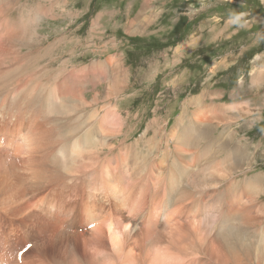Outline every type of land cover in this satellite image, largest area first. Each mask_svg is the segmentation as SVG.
<instances>
[{"label": "rangeland", "instance_id": "rangeland-1", "mask_svg": "<svg viewBox=\"0 0 264 264\" xmlns=\"http://www.w3.org/2000/svg\"><path fill=\"white\" fill-rule=\"evenodd\" d=\"M146 1L10 0L11 5L7 7H5L6 1L4 2L6 17L2 16V23L8 19L12 24L15 45L20 47L19 57H22L19 58V63L13 66L15 61L8 59L0 47V56L2 55L0 62L4 69L0 70V90L3 88L7 90L4 89L5 92L1 90L3 93L0 92V95L8 96L23 86L21 88L24 91L28 89L26 94H28L27 101L30 99L31 102V113L44 111L46 107L44 104L47 103L48 95L52 93L61 95L62 99H69L68 102L71 99L74 106L73 114L76 112L73 116L79 119L73 123L74 128H69L64 121L60 122V126L66 129L65 133L76 129L73 137L68 140L66 145V147L69 145L68 149L73 146L74 141L80 138L85 139L86 128L95 123L100 133L111 136V144L126 143L123 146L128 147L136 143L141 144L137 148L132 147L136 150L131 158L128 156L130 161L128 160L129 164L126 163L125 173L127 174H124V177L131 176L129 174L134 172L133 163L142 165L146 161L147 166L145 163L143 165L147 167L145 171L149 172V175L146 172L143 173V176L147 175L144 179L148 180V189L145 191L124 187L122 193H117L108 180L103 178L106 172L103 168L106 159L104 161L101 158L96 159L95 150L72 153L75 154V158H72L74 163L72 162L71 165L65 163L64 166L65 160L61 163L63 175L67 178L71 177L72 169H76V173H79L76 176L81 175L83 178L80 183L78 181L75 183H78L77 185L72 183L71 186L67 181L66 185L50 186L45 190L49 193L45 194L46 197L43 196V199L40 194L31 193L27 202L22 203L24 207L26 205L28 214L21 217L0 218L1 262L5 258L9 261L6 264H99V262L112 264L113 260L119 261L126 254V251L118 252L116 248L117 242L123 243L125 236L131 232L130 214L140 217L141 225L151 230L153 235L149 233V238L157 237L160 232L168 237L178 235L177 240H172V243L178 245L169 247L172 261L183 259V262H193V259L199 256L192 249L196 242L192 244L189 239L184 241V237H191V235L184 233L181 229V225L186 220L184 206L190 202H181L177 205L178 207L172 208L177 196L173 193V200L170 197L173 204L170 202L166 205L167 195L161 192L163 188L156 187L155 180L151 178L155 175V170L154 173L150 171V169H156L153 167L155 162L160 160L166 146L171 142L166 138L167 134L173 130L181 116L184 104L192 98L205 95L207 96L204 97L206 105L215 107L220 104L235 105L238 107L237 110L245 106L246 110L252 111L251 116L249 114L248 117L244 116L239 122L233 123V129L238 132L239 138L243 141L249 139L248 141L255 145L260 144L261 148L255 155L254 166L250 173L239 172L235 174V177L239 175L240 181V177L244 175L264 173V0H152L154 4L149 5L152 8L144 11ZM144 12L146 15L154 16L137 21L138 16ZM24 16L27 18L28 26L21 33ZM148 20L153 22L146 25L141 33H131L130 28L135 21L142 25ZM26 34L28 37L25 36ZM27 38L29 41L25 42ZM113 61V75L119 71L128 72L123 88L127 84L128 87L124 93L119 91L118 94H110L107 97L110 85L108 80H104L103 74L109 71L107 63L110 65ZM116 62L121 64V68ZM7 67L13 68L14 72L10 69L12 74L9 73ZM258 74H261L260 78ZM5 75L13 79L12 85L7 83ZM95 98L96 103L93 102ZM5 102L3 105L8 115L13 114L14 110L16 114L18 113L17 115L23 113V107ZM248 105L249 109H247ZM66 107L63 105L59 108L63 110L60 111L62 114L59 117L65 115L68 110L72 111L70 104ZM257 109L261 111L257 112ZM239 112L236 115H239ZM7 113L6 116H8ZM89 116L90 120H88ZM11 124L7 123L8 130L12 127ZM118 129L120 133L117 132ZM154 136L155 140H152ZM5 139V136L0 137L1 142ZM122 139L127 140L117 143ZM150 139L155 146L153 148L149 145L147 147L146 141ZM15 141L11 149L6 145L0 146V170L10 172L8 181L11 184L13 172L17 171V176L25 175V171L20 170L24 165L22 157L24 152L20 149L21 139L18 137ZM116 145L117 149L114 153L110 154L105 148L106 154L103 156L106 158L110 155L107 159H110L112 164V172L120 169L119 165L115 164L118 159L116 154L124 153L122 146ZM138 150L139 153H137ZM254 151V148L250 149L251 153ZM216 152L217 149H214L213 154ZM86 157L90 159L84 160ZM130 164L131 171L128 168ZM202 164L204 166L205 162ZM149 166H151L150 169ZM81 168L86 170L82 171ZM204 172L202 173L204 178L201 174V181L218 179L215 176L212 179L211 171L206 172L205 167ZM86 178L91 179L93 185L90 187L87 185L88 187L85 188L80 184ZM129 183L132 182L129 181ZM226 183L227 181L219 186L220 188L212 189L214 191L211 190V192L223 190ZM107 187L109 189H106ZM239 187L244 190L242 186ZM175 188L178 192L185 189L181 184ZM22 195L25 196L23 191ZM213 197L206 199L205 208L199 217L205 224L202 220L199 222L207 224V227L218 222L227 210V205L225 203L222 205L223 199L217 202V196L214 197L215 199ZM237 197L241 198L240 193ZM262 200L264 201V196ZM49 201L54 202L61 210H64L62 207L68 208L77 220L78 229L74 228L76 238L74 252L63 249L66 244L58 248L56 240L55 243L54 240L52 241L61 226L55 228V225L46 221L47 218L41 214L47 215L52 220L63 219L64 223L66 218L59 217L56 211L53 212L52 217L50 214L41 212L38 204L42 203L45 206ZM114 202H120L121 206H124V217H120L117 209H114L117 208ZM139 202L141 203L138 204ZM102 205H105L106 212L95 211L96 216L99 220L102 216L103 219L107 217V223L103 226V232L99 233L93 224L87 227L89 222L85 220V217ZM178 211L180 214L182 211L183 214L178 215ZM142 214L147 216L144 221L141 220ZM44 224L47 226L43 227ZM54 224L59 225V223ZM206 229L208 228H204L203 231ZM206 234L203 233V235ZM92 237H97L100 241L93 242ZM63 242H65L64 239ZM202 244L205 245L206 242ZM25 245L27 246L24 247ZM72 245L69 243L68 247ZM156 250L150 253L151 264H155L158 257L161 258ZM180 253L183 255L182 258ZM131 255L137 259L141 257H137L139 255L137 249L131 252ZM144 262L141 260L142 264H146ZM178 263L181 262L174 264ZM254 263L256 264L255 260Z\"/></svg>", "mask_w": 264, "mask_h": 264}, {"label": "bare ground", "instance_id": "bare-ground-1", "mask_svg": "<svg viewBox=\"0 0 264 264\" xmlns=\"http://www.w3.org/2000/svg\"><path fill=\"white\" fill-rule=\"evenodd\" d=\"M0 1H2L0 2V23H2V16L6 17V11L4 10V6L6 5L5 7H7V5H11V3L10 0H0ZM5 1L6 4L4 5ZM151 4H154L153 1L147 0L145 3L146 7L144 8V11L150 8L149 5ZM152 16L154 15H146L144 12L142 15L138 16L137 21ZM37 17L39 18V15H37ZM24 19L25 20L23 21V24L21 23V29H22L21 33H23V30H25L26 27L28 26V24H26L27 18L25 17ZM137 21H135V24L131 25L130 28L131 33L134 34L141 33L142 29L144 30L146 25L153 22V20H148L141 25ZM11 29H12V24L8 21V19L7 20L5 19V21L2 23L0 28V47L3 49L4 52L3 54H6L8 59H10L11 61H15L14 64L12 62L14 66L19 63L18 60L22 56L19 57L21 49L20 47H17V45H15V38L12 35ZM8 32L9 35L7 36ZM25 36L28 37L27 34ZM28 41L29 40L27 38V41L25 42ZM1 59L3 60V58ZM107 64L106 65L108 66L109 71L103 74V76L105 77L104 80L105 81L108 80L110 85L108 89L107 97H109L110 94L116 95L119 93V91H122V93H124L128 87L127 84L125 88H123V86L126 83V76H128V72L119 71L116 72L115 75H113L114 71H112L113 68L112 65L114 64V61L110 62V65L109 63ZM116 64L118 65L119 68H121V64L119 62H116ZM2 69H3L2 62H0V70ZM10 69L8 68L7 70L8 72L10 71L9 73L12 74V70ZM261 71L263 73V69ZM260 75L258 78H260ZM5 76H7V83L9 85H12L14 83L13 79H9L8 75ZM21 87L18 88L12 94L10 93L8 96L3 97L2 95H0V105H1L0 106V137L3 136L6 137L5 141L1 142L0 140V146L6 145L8 148L11 149L13 148L16 142L15 141L16 138L19 137L21 139L20 149H23L22 152H24V156H22L24 159V165L21 166L20 170L22 172L25 171V175L22 176H17V171L13 172V183L11 184L10 181H8L10 172L8 170L7 171L0 170V218L1 217L12 218L17 216L21 217L24 214H28L29 212L26 208V205L24 207L22 203H24L25 201L27 202L28 196L32 195L31 193H33L34 195L40 194L43 199V196L49 193V191H45V190L50 186H61L62 184L66 185L67 181L70 182L71 186L72 183L75 184L78 181L80 183V180L83 178L81 175L76 176V174H79L76 173L77 171L76 169H72V174L70 175L71 177L67 178L65 175H63L64 171L62 170L61 163L63 162V160H65L63 166L65 163L66 165L67 164L71 165L72 162L73 163L75 162L74 160H72V158H75L74 157L75 154L72 153H75L76 151L79 152L81 150H83V152L84 150L85 151L89 150V152L95 150L94 155L96 156V159L101 158L103 159V161L106 159L103 167L105 168L106 172H104L103 178L105 180H108L112 189L116 190L117 193H122L124 187H127L129 189L132 188V190L138 189L139 191L140 190L145 191L146 189H148V180L144 179L145 176L147 178V175H149V172H146L147 171L146 160H145L146 162H143L144 160L142 161L143 163L141 162L142 165H139L138 163H133L134 172L132 174L129 172L130 173L129 175L131 176L124 177V174H127L125 173L126 163H128L129 157L131 158V155L132 154L134 155V152L139 144L138 145L137 143L134 144L136 148H132L134 146H129V147L123 146L126 143L122 145L120 144L116 145L115 142L116 146H122L121 149L123 150L124 153L116 154L118 159L116 160L115 164H118L120 169L117 172H112L113 169L111 167L112 164H110L109 161L110 159H107L109 158L110 155L106 156V158H103L104 154H106L105 148L107 152L108 151L110 152V154L114 153V151L117 149V147H115V145L111 144L110 142L111 136L105 133H100L98 130V126H96V124L94 123L89 128H86L85 131L87 135L85 136V139L81 140L80 138V140L74 141L73 146L71 147L70 145L71 148L68 149L69 145L67 147L66 145L68 144V140L73 137L74 133L76 132V129H73L72 131H67L65 133L64 131H66V129L60 126V122L64 121L69 128H74V126L72 127V125H74L73 123H76L75 121H78L79 118L77 117L76 119L75 116H73L76 113L74 112L73 114L74 111L73 101L70 99V101L68 102L67 100L69 99H62L61 95L52 93L48 95L49 98L47 99V103L44 104L46 105L44 111H42L41 113H31L30 111V108H32L31 102L30 99L27 101L28 94H26L28 89L24 91ZM4 89L5 88L1 90ZM5 90L3 92H5ZM5 95H7V93ZM32 97L35 98V96ZM204 97L207 96L202 95L199 97L192 98L191 100L187 101L184 104L181 116L176 121L173 130L167 134L166 138H168L171 142L169 145H167L169 143L168 142L169 140L167 139L168 140L166 144L167 146L162 154V157L160 158V160H158V162H155L153 166L156 169L154 168L150 169L151 166H149V169L150 171L152 170V173H154L155 170V175H152L151 178L155 180L156 187L163 188L161 192H163L164 195H167L165 200L166 205L170 204L173 193L177 194V196L174 201V207L172 208L178 207L177 205H180L179 203L181 202H185V201L190 202L189 204L184 206V215L186 220L181 225V229L184 233H188L191 235V237L190 236L184 237V241L189 239L192 241V244L196 242V245L194 244L192 249H194L193 252L199 256L193 259V262L190 263H188L187 261L183 262L184 261L183 259L181 261L179 260L172 261V256L170 254L169 247L178 245L172 243L173 242L172 240L178 239L177 238L178 235H173L168 237L167 235L161 234L160 232L157 237L153 238V236H151V238H149L148 237L149 233L153 235L151 230L141 225L139 219L140 217L130 214L129 219H130L131 232L129 235L125 236L123 243H121L120 241L117 242L118 247L116 248L118 252L126 251V254L124 258L119 261L113 260L112 264H142L141 260L142 262L145 261L146 264H148V262H150L149 261L150 253L153 252V250L155 249H157L156 253H159L161 255V258L158 257L155 264H174L175 262H181L180 264H255L254 260L256 261V264H264V201L262 200L264 196V173H258L256 175H251V176L247 174V176L244 175L243 177H240V181L238 180L239 175L235 177V174L239 172L241 174L242 172L250 173L251 169H253L254 166V160L256 158L255 155L258 153V151L261 148L260 144L255 145L249 142L248 141L249 139H244L243 141L241 138H239L238 132L233 129V123L239 122L241 118H244V116L248 117L249 114L251 116L252 111L246 110L245 106L237 110L236 108L238 107H236L235 105L228 106L227 104H220L218 105V107H215L214 105H208V104L206 105L205 104L206 99L204 100ZM5 101H8L10 102V104L12 103L15 106L23 107L22 109L23 113L20 114V112L18 111L20 115H17L18 113L16 114V111L14 110L13 114L11 115H8V113L6 112L8 115L6 116L5 108L3 105L6 103ZM96 101L97 99L95 98L93 102L96 103ZM68 104H70L72 111L70 112L68 110L69 112L67 111L65 115L59 117L62 114V112H60L62 109L59 110V108H62L63 105H65L66 107L68 106ZM247 107H248L247 109H249L250 106L248 105ZM81 108L82 107H80V109ZM12 110L9 111L12 112ZM259 111L261 110L257 109V112ZM238 112L239 115H236V113L238 114ZM90 118L91 117L89 116L88 120H90ZM7 123L8 124L12 123L10 125L12 127L9 128V130L7 129ZM118 126H120L119 123ZM117 132L120 133L121 131L119 132L118 129ZM156 134L157 132L155 133V135ZM125 140L127 139L118 140L117 143H122ZM152 140H155V136ZM146 144L147 147L149 146L151 148L155 147L153 142H151V139L146 141ZM252 148H254L255 151L251 153L250 149ZM214 149H217V152L213 154ZM137 153H139V150L137 151ZM140 155H142V153H140ZM86 159H90V157L84 158V160ZM203 162H205L204 166L202 164ZM111 163L113 162L111 161ZM144 163L146 166L143 165ZM94 164L96 163L94 162ZM19 166L17 167L20 168ZM204 167L206 168V172L208 170L211 171L212 179L214 178V176L218 177V179L215 178L212 181H206V182L201 181L202 179L200 180V177L201 174L204 172ZM128 168L129 171H131L132 165L130 164ZM83 170L86 169H82V171ZM144 172L148 174L143 176ZM203 175L204 174H202V176ZM90 180L86 178L85 181L84 180L81 181L80 185L85 188L88 187L87 185H89L90 187L93 185V183ZM129 181H131L132 183L130 184ZM225 181H227V183L223 190H219L218 192L215 193L211 192L212 189L221 186ZM179 184L185 187V189L181 190L180 192H178L177 189L175 188ZM239 186H242L244 190ZM191 188H193V191H191ZM106 189H109V187H107ZM22 191L25 193V196L22 195ZM238 193H240L241 198L237 197ZM132 194H130V196ZM213 196L214 197L217 196V200H218L217 202H220L223 199L222 205H224L225 203L227 205V210L219 218L218 222L211 224L210 227H207L206 226L207 224L204 225L205 223L203 222L202 219L201 220L204 224H202V222H199L200 220L199 217H201L200 215L202 214V211L205 208L206 199H210V198L212 199ZM42 199L40 200L45 201ZM140 203L141 202H139L138 204ZM21 204L23 207L21 206ZM114 205L115 207H117L114 209H117V213L119 214V216L124 217V213H125L123 211L124 206H121L120 202H114ZM38 206L40 207L41 212L50 214L51 217L53 215V212L56 211L57 214H59L58 215L59 217L66 218L64 223L63 219L56 218L55 220H52L47 215L41 214L42 216L47 218L46 221L53 223V225H55V228L61 226L60 231H57V233L55 232L56 234L54 235V238H52V241L54 240V243L56 240V244L58 245V248H62V244L63 245L66 244V246L63 249L74 252L75 249L74 241L76 239L74 228L78 229V225H77V220L73 216L71 211L66 207H62L64 208L65 211L63 209L61 210L52 201H49V203H47V205L45 206L42 203H39ZM20 207H22V209L18 211ZM95 211L106 212V207L105 205H102V207H99L97 210L89 212L86 215L85 220H88L89 222L87 227L93 224L96 231L102 233L104 230L103 226L107 223L106 220L107 217L103 219L102 218L103 216L101 215L102 220L101 218L99 220L98 217L96 216L97 214ZM177 213L178 215L183 214L182 211L181 214L179 211ZM67 214L70 215L68 216ZM146 218H147L146 214L141 215V220L144 221L146 220ZM54 223H59V225L56 226V224ZM46 226L47 224L43 225V227ZM204 228H208V229L203 231ZM203 233H207V234L203 235ZM63 239L65 242H63ZM94 240L96 242L100 241V239H98L97 237L96 238L92 237L93 242ZM58 241L61 242L58 243ZM197 242L199 244L201 243V245H198ZM202 242L203 243L206 242V244L204 245L202 244ZM69 243L70 245L73 244L74 246L72 245L69 248L68 247ZM165 244L167 245L165 246ZM27 245H25L24 247H26ZM135 249L139 251V255H137V257L141 256L139 259L132 257L131 255V252H134ZM118 255L120 256V253H118ZM179 255H181V258L183 257L182 253H180ZM7 262L9 261H7V259L5 258H3L2 262L0 260V264H6Z\"/></svg>", "mask_w": 264, "mask_h": 264}]
</instances>
